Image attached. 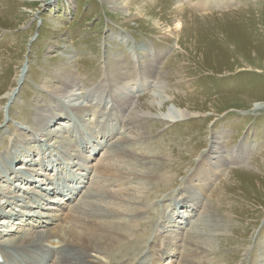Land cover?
<instances>
[{"label":"rangeland","instance_id":"obj_1","mask_svg":"<svg viewBox=\"0 0 264 264\" xmlns=\"http://www.w3.org/2000/svg\"><path fill=\"white\" fill-rule=\"evenodd\" d=\"M124 1L128 3L126 9L120 10L118 4L108 0H0V161L5 157L3 151L13 145L12 141L22 139L18 145L31 148L27 158H18L12 167H26L30 160L28 166H36L35 159H40L41 153L37 151L39 141L32 135L40 126L37 124L39 117L58 113L52 115L48 125L41 126L52 131L50 137L41 135L42 132L38 135L41 143L46 144L44 152L47 145L55 144L53 146L59 148L56 144L65 142L66 136L75 141L73 150L60 147L66 153H74L76 149L81 152L83 137L101 140L100 143L93 141L88 152H84L91 157L88 164L92 169L86 171L90 178L83 177L86 184L79 188L75 183L72 188L76 192L73 202H77L80 193L88 187L95 192L94 185L104 179L107 189L127 187L129 184L122 176L132 171L131 166L116 162L103 172H97L96 168L108 162L103 154L108 143L122 135L116 132L123 130V134L134 137L145 135L154 151L165 154L161 157H164L166 174L170 178L163 180L143 204L150 207L151 213L144 214L141 229L145 232L139 229L147 238L138 242L140 251L135 263L154 264L166 245L165 237L174 231L182 239L196 222L191 231L207 236L200 237V243L208 250L194 257L198 264H264V107H254L255 102L264 105V0H207L209 6L205 8L200 7L205 0ZM178 22H181L179 28ZM151 52L162 54L158 64L161 73L159 78H146L152 83L141 91L145 79L133 73V68L138 58L150 60ZM27 60L30 66L26 79L6 111L8 99L5 95L17 86L18 72ZM64 70L72 72L77 83L67 92L53 97L50 90L43 88L44 84L58 85L57 73ZM119 71L127 74L126 79L112 80L111 75ZM105 79L106 89L101 87ZM111 81L115 87L110 86ZM128 87L138 91L136 109L150 112L141 126L142 134L131 129L125 132L122 127L116 131L113 128L115 119H105L112 104L109 103V89L118 90L120 97L126 99ZM73 90L80 93L79 96L81 92L90 93L102 103L100 106L89 103L86 119L92 122L81 118L71 127L61 126L70 113L81 115L72 110L65 114L62 110L69 109L65 100L68 101L66 97ZM163 99L167 102L160 105L158 101ZM100 109L105 114L95 113ZM175 109H188L191 115L180 120L163 119V115ZM118 111L117 108L114 113ZM81 130L90 133L82 137ZM213 136L220 142L221 149L209 154L212 141H215ZM65 152L56 149L52 157L46 152L45 159L41 157L37 164L45 169L49 167L48 170L37 166L38 173L27 174V179L16 176L23 183L10 169L5 173L9 179L0 178L2 192L10 196L17 183L29 185L31 179L44 178L45 172L53 176L50 160L62 157ZM224 155L229 157L227 161L221 160ZM82 171L85 170L73 165L60 171L58 191L70 185V179H82L79 174ZM202 175V180H210L206 192L192 184ZM112 181L115 182L110 183ZM62 192L70 194V190ZM186 192H198L205 205L208 203L207 213L211 217L206 215L207 206L203 205L183 208L180 213L175 208L178 214H171L173 200L184 198ZM122 196L130 200L129 196ZM3 197L2 194L0 205L4 204ZM88 204V197H85L73 205L79 208ZM71 211L67 206L62 207L52 221L62 222ZM20 213L19 210L14 219L21 223L15 224L18 229L25 225L19 218ZM163 215L174 220L172 226H167V232L162 230L168 221ZM202 219L207 220L200 223ZM179 220L186 222L181 224ZM157 229L160 235L156 243H152L153 250H149L150 243L146 242L153 238ZM136 242L126 244L128 249ZM184 250L181 241L172 248L171 257H164V264H179ZM127 258L116 257L121 264L135 261V258ZM0 262H3L1 253Z\"/></svg>","mask_w":264,"mask_h":264},{"label":"bare ground","instance_id":"obj_2","mask_svg":"<svg viewBox=\"0 0 264 264\" xmlns=\"http://www.w3.org/2000/svg\"><path fill=\"white\" fill-rule=\"evenodd\" d=\"M108 1L114 3L115 5L118 4V8L120 10L125 8V6H127L128 4L124 0ZM206 2L208 1L205 0L201 4L199 3L200 7L205 8L209 6V2ZM180 25L181 22H178L177 27L179 28ZM149 55L151 56V59H147L148 61L142 58H138L137 64H135L133 68V73H136V75H141L145 79L144 88H142L141 91L145 89V86L149 88L150 85L148 84L152 83L147 82L146 78L151 77L156 79L157 77L159 78V74L161 73L158 69V64L159 58L162 54L160 52H151ZM29 64L30 62L29 60H27L22 65L16 78L17 86L13 87L11 91H9L5 95V97H7L8 99L7 104L5 106L6 111H9L11 104L14 102V99L20 92V88L22 86L21 84L24 83L29 70ZM126 75L127 74L125 72L119 71L115 72V74L111 76L112 80H114V78L123 80L126 79ZM57 76L58 85L46 82L43 87L50 90V94L53 97H56V94L59 92H67L68 89L70 90V88H73L77 83L75 82V76L72 72L64 70L61 73L58 72ZM142 80L143 79H141V81ZM107 86V79H105L102 82L101 87H104V89H106ZM110 86L115 87L116 84L111 81ZM130 88L128 87L126 90V92H128L126 99L120 97V94L118 93V90H122V88L118 87V90H114L112 88L109 89L111 90V99L109 100V103L112 102V104L110 106L111 108L109 109V113L107 114V117L105 119L106 121L108 119L111 120V118L115 119L113 128H115L116 131L118 127H122L125 129V132L131 129L142 134L141 126L146 120V118L150 115V112H140L136 109L135 99L138 98V91H135ZM154 88L156 87L154 86ZM126 92L124 93L126 94ZM79 94H77L73 90L69 95H67L66 99L68 101L65 100V103L68 105L67 107L69 109H65L62 107V110L64 111V113L68 112L69 110H72L75 113L79 112L81 114L80 117H78L77 113H70V116L66 120L62 121V123H60L61 126L68 124L69 127H71L72 125L76 124L75 121L81 118L84 119L86 122H92V120L90 121L86 119V116L89 115V113L86 112L88 111L89 103L94 102L98 104V106H100L102 102H99V100L90 93H87L85 95V92H81V96H79ZM73 100H76V102H72ZM166 102V99L158 101L160 105H164ZM153 104H156V101ZM254 105L255 108L264 107V105L259 102H255ZM60 107L61 106L59 105V108ZM117 108L119 111L115 114L114 110ZM102 109H100L98 112L95 111V113L99 115L102 114ZM126 112L129 113L125 114ZM52 115H58V113L52 112L50 116L46 114H44V116H40L39 121L37 123L40 126L32 135L34 136L35 140L39 141V144L37 142V151L41 153V157H43L44 159L46 156V152H48L50 154V157H52L53 152L56 149L65 152L63 148L73 150L72 147H74L75 145V141L71 140L70 136H68L69 139L66 136L67 140L65 139V142H60L59 144H56L57 146L63 148H58L56 146H53L55 144H52L50 146L55 148L52 149V147H48L47 145V148L45 150L46 152L43 151L44 147H46V144L41 143V139L38 135L40 134V132H42L41 135L43 136L50 137L52 135V131H48L46 129L44 130L41 127L42 125H48V123L51 121ZM190 115L191 114L189 113L188 109L181 111L176 110L174 112L170 111L169 114L163 115V119L180 120L183 118H188ZM8 120L10 119H6V121ZM96 120H98V118ZM102 125L104 126L105 122H103ZM108 126L110 125L108 124ZM100 130L103 131L104 129ZM120 131L116 132V134L121 133L122 135H119V137H116L115 140L110 141L108 143V146L106 147V153L103 154L106 155L108 162L103 163L101 166L97 167L96 171L103 172L105 170H108L110 167L114 166L116 162H123L128 166H131L132 168L131 172H127L122 176V180L129 185L123 188L107 189V180L104 179L100 181L97 185H94V187H96L95 192L92 191L91 187L86 188V190H84L82 194H79L81 195V197L78 199L77 202L74 201L75 203L73 202V200L75 198L74 194H76V192L72 188L74 187L75 183L79 184V188H81L83 184H86L87 182L85 181V179H83V177L85 178L88 175V178H90V173L86 172L88 169L91 168L88 164V161L91 160V157L87 153V149L92 147L93 141L100 143L101 140L97 139L92 141L91 139H89V137L84 139L83 136L87 135L90 132L88 130H81L80 135L83 137L81 139L83 141L80 144L82 146L81 152L80 149H76V152L74 153L72 151H70V153L65 152V155H62V157L60 156L61 159L60 157H58L57 159H51L50 164L51 166L53 165L51 167V171H53V176L55 177L50 176V173L48 174L47 172H45L46 174H43L44 178H36L35 180L31 179L30 183L28 181H24L26 183L28 182L29 185H21L23 183L22 179L28 178L26 177L27 174H31L34 171L38 173V170L36 169L37 166L41 167L45 171L48 170L49 167L45 169L43 166L37 164L38 160L41 159L40 157V159H35L36 166H28L32 162L30 160L31 162L29 161L26 167L18 166L16 168H13L12 166L15 164L14 162L18 160V158H20L21 160L23 157H26V155H28L27 153L29 152V148H31V146L22 147L18 145V143L22 139L12 141L13 145L7 147L3 151V155L5 157H3V159L0 161V178L9 179L7 175L8 171L10 169H13L12 175L14 174L15 178H22L21 180H19L18 178V180L22 181V183L15 184L17 185L15 187V192L13 195L11 194L10 196L4 194L0 188V197L3 194L4 197L2 198V200H5L4 204L0 205V253L1 257L3 258V262H0V264H121L120 260L116 259V257L119 258L121 256L128 257V260H130L131 258H135V261H132V264L137 261V257L139 255V253L137 252L140 251V246L138 242L147 238L145 233H139V229L142 228V225L144 223V214L151 213L149 211L150 207L145 206L147 204H143L148 198H151L153 196V190L159 188V185L163 180H169L170 176L166 174V170L168 168L164 163V157H161L163 155L165 156V154L154 151L150 146L147 136L143 135L142 137H134L131 136V134H123V130L121 132ZM92 135L93 137H95L94 133ZM213 140L215 141H212V147L208 151L209 154H213L218 149H221L220 142L216 141L214 136ZM86 150L87 152L84 153ZM219 153L221 154L220 151ZM228 159L229 157L224 155L221 160L227 161ZM69 165L71 167L72 165L78 166L79 169L85 170L82 171V173H79L81 174L82 179L76 178V180L74 177L73 179H70V185H67L65 188H62L58 191V181L61 179L60 175L57 176V174L60 171L64 172V170L69 167ZM209 167H211V165ZM214 173L216 174L215 170ZM202 179L203 175L202 178L196 177V179H194V182H197L196 184L192 181L191 182L192 184H194V187L196 185V187H198L200 191L206 192L208 191L209 186L207 184L210 180H208V178L206 181ZM46 181L48 183L47 185H45ZM118 181L121 182V178H118ZM114 182L115 181H112L110 183ZM61 184H63V182ZM164 186L165 188H167L168 183L164 184ZM64 190L65 192H68V190H70V194L63 193L62 191ZM104 193H107V196H104ZM52 194L53 196L51 197ZM122 194L129 196L130 200L126 201L123 198ZM85 197H88V205H82L79 208L74 207V205L78 204L79 202H82ZM71 203H73L74 205ZM5 204H8L9 206L5 208ZM172 204L170 211L171 214L172 212L175 213L177 209L180 213L181 211L179 210L183 208L194 209V207L203 205V207L207 206L205 209L206 215L208 217H211L207 213V208L209 207L208 203L205 205V202L200 198L198 192H186L184 198L174 199ZM18 206L22 209H19ZM66 206L69 207L72 211L67 213L66 216L64 215L65 217L63 218V221L59 223H55L54 221H52L58 216L57 212L62 210V207L65 208ZM121 208H123V210ZM19 210L21 211L19 218H23V222L25 224L24 227L20 229H18L15 224L18 225L21 223H19L18 221H14V219H16L15 217L18 216ZM168 216L169 215H167V217L164 216L165 219L167 218L166 220L168 221H166L167 223L164 224L162 228V230L164 229L166 232L167 226H169V224L172 226V223L174 222V220L170 219ZM205 220L207 219H202L200 223H204ZM185 222L186 221L182 220L181 224ZM52 223H54V225L49 226ZM195 224L196 222L191 225L188 230V234L182 239H180V234L178 232L176 234H174V231L173 234L169 233L167 237H165L167 238L166 243H164L166 245L160 250V257L155 260L154 264H164V257H171L173 255L171 253L172 248L181 241L183 242L185 250L184 254H182L179 264H198V262L194 260V257L204 252H208L207 247L200 243V237L207 236L203 233L197 234L196 232L191 231L192 227ZM142 231L145 232L144 230ZM159 235L160 233H158L157 229L156 232L153 234V238H148L146 244L150 243L149 246H151V248H149V250L152 249V243H156V240L158 239ZM135 241H137L136 244L129 246L128 249V246L126 244ZM149 250L146 252L147 254L149 253ZM132 254H134V257L130 256ZM140 263L141 261L135 264Z\"/></svg>","mask_w":264,"mask_h":264}]
</instances>
